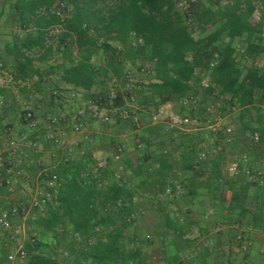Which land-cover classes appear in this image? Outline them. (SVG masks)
Listing matches in <instances>:
<instances>
[{
  "label": "trees",
  "instance_id": "1",
  "mask_svg": "<svg viewBox=\"0 0 264 264\" xmlns=\"http://www.w3.org/2000/svg\"><path fill=\"white\" fill-rule=\"evenodd\" d=\"M227 1L229 6L215 10L197 0H14L9 6L4 24L16 25L19 32L0 33V70L14 82L31 81L37 91L47 89L55 101L71 92L70 98L75 94L86 101L102 97L111 119L103 124L115 134L119 126V137L128 133L134 140L117 144L112 136L110 151L118 148V158L109 156L102 169L85 145V151L73 148L52 169L54 186L47 185L53 172L40 175L42 197L49 196L43 209L29 217L39 238L28 241L27 255L41 251L39 264L55 263L50 255L64 253L68 264H225L219 247L213 250L220 254L215 262L205 260L212 253L208 250L204 255L201 249L190 250L196 240L186 236L189 225L197 224L192 217L196 210L199 219H208L202 234L210 238L218 229L222 245L235 243L244 258L255 254L253 264H264V250L259 253L247 243L253 232L264 235V184L249 181L243 164L232 176L224 170L231 156L245 155L237 153H247V168L259 166L251 151L263 157L264 69L241 67L237 58L243 48L234 41L245 43L247 56L264 52V0ZM257 4L262 11L254 24L250 18ZM209 25H216L213 32L195 37V31ZM53 29L59 34L52 35ZM54 52L63 61L47 66ZM132 69L135 83L130 81ZM53 75L58 76L53 80ZM109 84L117 92L108 90ZM129 96L135 99L132 107L127 106ZM183 98L193 101L184 107ZM167 104H176L172 112L202 121L213 106L214 116L225 117L222 130L184 133L149 124L151 110ZM56 110L43 116H57L59 129L67 120ZM21 123L26 126L23 114ZM74 124L84 125L79 117ZM225 127L231 132H224ZM37 132L30 140H36ZM181 192L188 206L184 214L166 200L175 203ZM142 211L162 220L153 258L141 249L153 244L152 235L142 239L135 233ZM2 249L0 262L8 251Z\"/></svg>",
  "mask_w": 264,
  "mask_h": 264
},
{
  "label": "rangeland",
  "instance_id": "2",
  "mask_svg": "<svg viewBox=\"0 0 264 264\" xmlns=\"http://www.w3.org/2000/svg\"><path fill=\"white\" fill-rule=\"evenodd\" d=\"M13 2H14V0H0V10L2 9V6L5 3L7 5V7L5 8V10H7V11L5 13H3L2 17L0 18V33L9 32L11 34V36H13L14 33H18L19 32L18 27L16 25H14V24L13 25L4 24L5 21L9 18V16H8V14H9L8 12L10 11L9 6ZM256 8H259L258 4H257ZM259 11H260V9H259ZM258 16H259V13H258ZM10 34H9V36H10ZM51 34L52 35H58L59 34V30L53 29L51 31ZM72 56L73 57L76 56L75 51L73 52ZM61 61H63V60L61 59L60 54L57 53V52H54L53 55H52L51 60L49 62H47L46 65L47 66H49V65L55 66L56 64L60 63ZM98 62L99 61H96L94 63L96 65L97 64L99 65ZM254 66L258 67V63H257V65L254 64ZM134 70L135 69L131 70L133 72L132 73V77L130 78V81L132 83H135L138 80L137 74H136V70L135 71ZM57 76L53 75V76H51V78H53V80H54V79L57 78ZM141 80H146V79H144V77L143 78L141 77ZM16 82H17L16 85L23 86L24 92L22 94L19 93V92H16V94L14 92H12L13 97H15V95H19L18 98H20V99H16V103H15V107L13 109V112L10 111V112L6 113V112H3L2 109H0V120L2 121L1 125H3V129L9 128V130H10V131H7L5 133L6 138L7 137L8 138H13V139H16V140H18L20 142H25V141H28V140L31 139V136H32L33 133H30L26 129H23V126L21 125V116L23 114L22 111H24V107H26V106L29 107L31 102H35L36 101L35 105L37 107L35 106L34 109H36V111H37V113H36L37 117L40 118V117H42L45 114V112H47L46 109H45V105L46 104L50 105L49 101L50 102L52 100L54 101V99L49 97V94L51 95V93L47 89H43V90H41V92L37 91L36 87L33 86V84H31L32 83L31 81H25V82L16 81ZM5 83L6 84L10 83L11 85L16 87V85L14 84L15 82H13L12 78L9 77L8 75H4V77L1 78L0 86H5L6 85ZM107 89L108 90L110 89L112 91V93L117 92L114 88H112L111 84L108 85ZM17 93H19V94H17ZM58 95H59V97L62 96V94H58ZM66 96H67V94L63 96V100L59 99L60 101L64 102V104L62 105L63 107L61 109H59V110L62 113H64V112L67 113L68 112L69 116H71L70 120H73L75 116L79 117L80 115H78V114H81V116L83 117V115H86V111L87 112L91 111L92 115H93L94 111L92 109H88L89 107L86 109V106H87L86 102L84 104H83V102H77V103L75 102L76 104L73 103L74 105H72V102H74V100H72L70 97H66ZM24 103H26V104H24ZM162 108H163L165 113L172 112V111H170L171 109H169V108H164L163 106H162ZM194 110H196V108H194ZM27 111H30V110H27ZM103 113H105V111L104 112L103 111H99L96 114V116H93V118H96L95 119L96 122H94L93 128H89L88 127L89 128L88 129V128H86L83 125L84 129H83V132L81 133L82 137H83V135H86L85 132H91L92 133V131H93L92 134H99V136H101V137L97 138L96 141L93 138L94 144H91V147H90V149H92L93 151H94L93 148L97 147V149L94 152H92V156L95 158L96 161L97 160H104V159L107 161V158L109 156L113 155V152L110 151V150H112L113 146H111V143L109 142L110 141L109 139H112V136L113 137L116 136V140H117L116 143L117 144H119V140L120 141H126L127 140V141L130 142L132 137H133V136L130 137L128 133H125V134L122 133L120 135V137H119V126H117L115 128V131H116L117 134H115V132H113V128L112 129H109V128L106 129L104 126H101V124H103L102 119H101V116H103ZM1 116H3V117H1ZM224 119H225V117L222 118V120H221V125L222 126L224 125ZM44 124L45 123H44L43 120H42V122L39 123V125H40L39 128L40 129H39L38 132L41 133V136H39V138L36 139L37 143H38L37 144L38 145V150H40L43 147L44 144H48L46 142H43L44 132L42 131V129H44V126H43ZM42 126H43V128H42ZM72 126H73V124H72ZM2 131H6V130H2ZM132 135H133V133H132ZM64 138L68 139V138H66V134L63 137V139ZM80 138H81V136H80ZM75 140H76V138H75ZM77 142L78 141L76 140L75 143H74V141H73V143H70V145H71L70 147L73 149L72 146H74V147H78L79 149H81L80 145L77 146V144H76ZM31 154H33V153H31ZM240 154L247 155L246 152L245 153L244 152L243 153H237V155H240ZM250 154H251V159H252L253 163H260L261 162L262 164H264V149H263V154H262L263 157L257 158L255 156V153L252 152V151L250 152ZM231 157H233V156H231ZM231 157L228 160V162L232 159ZM25 159H26V162H27L29 158H25ZM44 160H45V163H47V162H50L51 159L49 157H45ZM22 162L23 161L20 160V157H17V159L15 160L16 169L20 167ZM224 170H226L225 167H224ZM29 172H28V174H30ZM22 175L26 177L25 178L26 180L23 182V187H21L22 189L21 188L20 189L22 190V193L28 194L27 196H28V198H30L32 196V194H33L32 192H34V190L36 188V179H35V177H34V179L33 178L29 179L30 176L24 175V174H22ZM117 175H119V170L117 172ZM33 184H34V186H33ZM12 187L14 188L15 186H12ZM15 190H16V195H20L21 194V191H19L18 188L17 189L14 188V191ZM182 194H183V192L179 193L178 200H176L177 201V205H176V201L174 203L171 197H167L166 200H167V202H169V205L174 206L176 208V210H180V212L182 214H184L185 210L187 209L188 206L186 205L185 202H183ZM5 196H6L5 192L1 193L0 194V201L4 200L3 198H5ZM13 199L14 198H12V201H13ZM14 202H16V199L14 200ZM170 202H172V203H170ZM18 203H20V202H18ZM151 203L152 202H150L149 199H147L145 205L149 206ZM3 204H4V202L0 203V208H5V206H3ZM10 205H13V204H10ZM143 212L144 211H142V213ZM31 213H34V211H31L29 213V215L26 216V218L24 220L21 219L22 220L21 222L19 221V219H16V218L13 219L12 222H11L10 229L6 232L7 234H9L10 232L12 233V231L17 228L16 226L20 222L19 226L23 227L25 229V234L22 235V237H20V240H19L18 243L21 246H23L24 249H25V246H26V244L28 243V241L30 239L29 237L32 236V237L39 238L37 231L33 228V226L30 223H28V220H29V217L31 216ZM193 214L194 215L192 217L195 219L197 224L196 225H192V224L189 225V227H188L189 228V231H188L189 233L186 236V237H188L190 239H195L196 240V242L192 245V247L190 249L192 252H193V250H194V252H197L198 249H201L202 250L201 251L202 255H204L207 252V250H208L209 252H212V253L208 257H206L205 260L207 262H215L218 259V256L220 254L216 253L215 251L213 252V250L219 247L220 248L219 252H223L224 253L223 257H222V261L225 262V264H230V263H233V264H253V256L255 254H252V255L247 256V257L244 258V253L242 252L241 248L237 247V245L235 243H233V245H231V246H227L226 244L222 245L223 244L222 241H218V237L219 236L217 235L218 233H216V232H219L218 229L212 230L210 232V234L212 236L214 235L213 237H211V235H210V238H209V236L202 234V232H200V229L204 225H207L208 219H203V220L199 219L196 210H195V212ZM140 216H141V218L139 219V222H138L139 224L138 225L136 224V231L137 232L135 231V233L140 234L142 239H143L144 234H148L150 236L152 235L151 237L154 240L153 244H150V245L144 246V247H143V245H141V247H142L141 249L144 252H147L153 258L156 255L155 251L158 248V243L157 242L159 240V237L157 236V233H159L162 230V227H163L162 220L159 218L158 214H156L155 212H152V211H146L143 214H141ZM141 231H143V233H140ZM126 235H127V238L129 236H131V234H127V233H126ZM247 241H248L247 243L250 246L253 245L255 250H257L259 253H261V251L264 250V235L261 232H253L252 235L250 236V238ZM3 242L4 241H2V238H1L0 239V248L8 250V246H7V248L3 247V245H2ZM140 243L141 242H138V245ZM228 252H230V254ZM41 256H43V253H41V251H37V252L31 254L30 256L27 255V258L24 259L23 262H19V264H39L38 262H40V258H42ZM50 258H51V260H54L55 258H56L55 260H57L55 263H52V264H68V262L70 260L69 255L65 254V253L64 254H59L56 257L50 255ZM81 264H84V263H81ZM255 264H258V263H255Z\"/></svg>",
  "mask_w": 264,
  "mask_h": 264
},
{
  "label": "built area",
  "instance_id": "3",
  "mask_svg": "<svg viewBox=\"0 0 264 264\" xmlns=\"http://www.w3.org/2000/svg\"><path fill=\"white\" fill-rule=\"evenodd\" d=\"M183 9H185L184 6ZM254 64L257 65V63ZM145 74H148V71H146ZM112 97L113 96H111L110 98ZM134 101L135 99L133 96H129V98H126L127 106L132 107ZM188 101H193V99L184 98L180 101V103L185 107ZM104 104L105 103L103 102V98L100 96H98L97 99L94 101L89 100L87 102V105L89 107L88 109H92L94 111L93 116H96L99 111H105ZM113 110L116 111V109ZM207 111L208 115L202 121L197 115L193 116L187 113L178 112L165 113L163 108L159 107L151 110L149 124H164L169 129L179 130L184 133L194 132L202 130L204 128L213 132L221 131L222 118L213 115V106L208 107ZM23 118L26 122L28 130H30L32 133H36L38 131L39 122L35 119L34 114L31 111H25L23 113ZM58 119L59 118H57V116H47L45 118V140L55 146H60L61 141L64 137V133L61 130L57 129V125L54 124L58 121ZM101 119L102 122L106 124L111 121L110 117L106 114V112L103 113ZM83 129L84 127L81 124H74L72 126V131L75 134H81L83 132ZM223 131L226 133H230L231 128L225 127ZM5 133V131H0V190L7 188L10 191L11 186L13 184V178L16 176H23L22 173L17 171L15 160L17 159V157L20 156L24 158H30L32 155L31 153H37L38 143L37 140H28L25 142H20L13 138H6ZM83 138L89 140L90 136L83 135ZM253 138L254 140H257V135L254 134ZM72 150L73 149L70 146L64 148V156L62 158L66 159L71 154ZM118 152V148L114 150L113 157L115 159L118 158ZM205 155L206 154L201 153L199 154V157L201 159H204ZM106 162L107 161L105 159L97 160L96 168L102 169L106 167ZM247 163H249L247 155L233 157L227 163L226 170L229 174L235 175L237 174V172H239V164H243V172L244 175L248 178V180L263 185L264 164L260 162L259 166H255L256 168H247L245 165ZM46 171L53 172L52 169L45 170L44 172ZM56 180V175L53 172L51 178L47 180V185L54 186ZM42 195V191L38 190L36 187L34 193L29 198L28 202L25 203L21 201L20 203L13 204L5 208H0V239L2 238V241H4L2 243L4 248H7L8 246L6 258L4 261L0 262V264H18V262H21L27 258V253L25 249L18 243L20 237L25 234L24 228L17 227L12 231V233L10 232L9 234H7L6 232L10 229L11 222L13 219H23L26 218V216H28L31 211L43 209L42 207L45 204L46 197H48L49 195H45L44 197H42Z\"/></svg>",
  "mask_w": 264,
  "mask_h": 264
},
{
  "label": "crops",
  "instance_id": "4",
  "mask_svg": "<svg viewBox=\"0 0 264 264\" xmlns=\"http://www.w3.org/2000/svg\"><path fill=\"white\" fill-rule=\"evenodd\" d=\"M212 1H214V5H209L207 0H197V3L202 5V6L210 7V8H212V10H215L217 5L218 6L226 5V4H227L226 6L230 5V2L227 1V0H212ZM178 8H181V6L178 5ZM259 9H260V11H259ZM261 11H262V9L260 7L257 8L255 13H254V16L252 18H250V21L251 22L254 21V24H255V22L257 20H259ZM258 13H259V16H258ZM215 28H216V25H214V26L213 25H209V26L205 27V30L200 29V31H199L198 27H194L193 26V30L194 31L198 30V31H195L194 35H195L196 38H202V37L204 38L206 34H208L209 32H213L215 30ZM263 36H264V28H263ZM234 42L237 43L238 47L240 46L239 48H243V49L240 50V55H238V58H237L238 60L240 59L238 64L241 67H255L254 63H258V67L261 68V69H264V52L263 53H258V54L254 55V56H247V54L245 53V43L241 42V41L238 42V40H235ZM218 43L219 42H217L216 44H218ZM4 75H8L10 77V73L8 71L6 72L4 70H0V80H1V78L4 77ZM16 83L17 82H15L14 84L16 85ZM207 84L208 83L205 82V81L202 82V86L203 87H206ZM12 92H14L15 94H16V92H19V93L22 94L24 92V88H23V86H18V85H16V87H15V86L11 85L10 83L6 84L5 86H0V109H2L3 112H6V113H8L10 111L13 112V109H14L15 103H16V99H20V98H18L19 95H15V97H13ZM19 93H17V94H19ZM71 93H73V92H71ZM71 93H69L68 95H71ZM68 95L66 97H69ZM72 97H74L72 99V100H74V102H72V105L76 104L77 102H83V104L86 102V105H87L88 101H86V98H84V97L81 98V97L75 96V95L71 96V98ZM24 104H26V103H24ZM35 104H36V101L35 102H31L29 107L28 106L24 107V111L25 110L26 111L27 110H32L34 115H36L37 111H36V109H34L35 106H36ZM49 104L50 105H47V104L45 105V109L47 111V112H45V114H50V112L54 113L53 110L55 111L58 107L60 108L64 104V102L56 99V101L54 100V102H50L49 101ZM163 107L164 108H169V109H171L170 111H173V109L176 107V104H174V105L173 104H170V105L167 104V105H164ZM87 108H88V105L86 106V109ZM24 111H22V112H24ZM56 111H58L60 113L59 115L61 117L66 118V120H67V124L61 125L59 127V129L61 128L60 130L64 133V136L66 134V138H68V139L64 138L61 141L60 146H55V145H52V144L48 143L45 140V137L43 136V142H46L48 144H44L43 147L40 150H38L37 153L32 154L27 162H26L25 158L20 156V160L23 161V162L20 165V167L17 168V171H19L20 173L30 176L29 179H32V178L34 179V177H35V179H36V187L40 191H41L40 186H39L40 178H41L40 174H42L45 170H50V169L56 168V166L59 164L61 158L64 156V148L71 146L70 143H73V141L75 143L76 140L79 142V143L78 142L76 143L77 146L80 145V147H81V149L83 151L86 150V146H88L90 148L91 144H94L93 140L91 142H85V140H84V138L82 137L81 134L78 135V134H75L72 131L71 126L74 123V120H75V118H77V116H75L73 120H70L71 116H69L68 112L67 113H65V112L62 113V112H60L59 109H57ZM87 113H89V114H87ZM78 115H80L79 118L82 120V122H83V124H84V126L86 128H88V127L89 128H93V126H94L93 124H94V122H96L95 121L96 118H93V115L90 114V112L86 111V115H83V117L81 116V114H78ZM44 116L39 118L36 115L35 117L37 118L38 121L40 120L39 121V123H40V122H42V120L45 121L44 120ZM1 117H3V116H1ZM1 122L2 121L0 120V124H1ZM21 125L23 126V129H26L27 131L32 133L30 130H28V128L24 124L21 123ZM43 126L45 127V124ZM43 126H42V128H43ZM101 126H104L106 129L107 128L112 129L109 126H105L103 124H101ZM4 130H6L5 132L10 131L9 128L4 129ZM92 133H93V131H92ZM92 133L91 132H85V134L90 136L91 138H94V137L99 138V137H101V136H99V134H92ZM44 134H45V130H44ZM39 136H41L40 132H38V134H36L35 138L37 139V138H39ZM80 136H81V138H80ZM75 138H76V140H75ZM72 147L74 148L75 152L78 151V150L79 151L81 150L78 147H74V146H72ZM93 149L95 151L97 149V147H94ZM45 157H49L51 159L50 162L45 163V160H44ZM226 166H225V169H226ZM28 172L30 174H28ZM225 172L228 173L227 170H225ZM229 175L232 176V174H229ZM25 178L26 177H24V176H16V177L13 178V184L14 185L12 184V186H15L14 188H16V189L18 188V190L21 191L20 195H16V190L14 191V188L12 186H11V190L10 191L7 188H4V189L0 190V194L3 193V192L6 193L5 198H3L4 200L0 201V203L4 202L3 206L7 207L10 204H16V203L21 202V201L26 203V202L29 201V198L27 196L28 194L22 193V190H21L22 189L21 187H23V182L26 180ZM33 186H34V184H33ZM32 193H34V192H32ZM228 196H229V193H227V197ZM12 198H14L13 201H12ZM15 199H16V202H14ZM21 219L22 218L19 219L20 222L22 220H24L25 218H23L22 220ZM20 222H19V224H20ZM19 224L16 227H20ZM29 238H30L29 239V241H30L33 237L31 236ZM21 262H23V261H21ZM18 264H19V262H18ZM230 264H233V263H230Z\"/></svg>",
  "mask_w": 264,
  "mask_h": 264
}]
</instances>
